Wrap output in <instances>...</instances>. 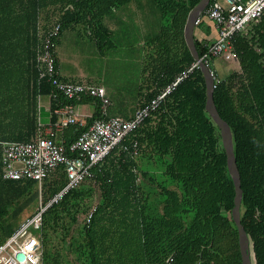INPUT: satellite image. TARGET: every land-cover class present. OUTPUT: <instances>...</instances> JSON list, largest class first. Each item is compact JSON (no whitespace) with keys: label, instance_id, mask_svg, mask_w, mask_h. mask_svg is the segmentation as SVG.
I'll list each match as a JSON object with an SVG mask.
<instances>
[{"label":"trees","instance_id":"1","mask_svg":"<svg viewBox=\"0 0 264 264\" xmlns=\"http://www.w3.org/2000/svg\"><path fill=\"white\" fill-rule=\"evenodd\" d=\"M128 1L0 0V246L21 223L14 219L37 209L35 181L2 180L1 143L29 142L38 133L39 98L52 90L39 78L37 60L46 33L57 23L60 33L81 24L101 47L111 36L104 18ZM199 1L142 0V32L151 53L143 70L146 92L133 114L194 62L183 32ZM204 18L203 13L196 27L204 25ZM210 41L194 35L198 56ZM234 48L238 72L218 79L210 68L213 101L232 134L242 190L240 221L251 261L264 264V21L251 39L238 37ZM205 100L204 78L196 68L93 169L92 179L43 213V264H241L231 216L234 186ZM50 101L53 110L56 103ZM81 103L92 105L91 116L82 127L70 125L56 133V143L67 147L93 121L113 116L108 108L103 116L96 99ZM126 110L123 118L128 119L133 114ZM56 119L52 114V122ZM65 183L61 169L45 179L43 203ZM96 188L101 200L92 207Z\"/></svg>","mask_w":264,"mask_h":264},{"label":"built area","instance_id":"2","mask_svg":"<svg viewBox=\"0 0 264 264\" xmlns=\"http://www.w3.org/2000/svg\"><path fill=\"white\" fill-rule=\"evenodd\" d=\"M204 16L213 23L216 30L215 38L206 45L202 56H199L200 61L210 69V63L215 58L237 61L235 40L238 37L251 39L263 23L264 0H211ZM199 21L200 18L196 24ZM60 29L61 26L57 23L46 33L37 56L40 66L39 78L46 79L52 87L49 98L56 106L51 115H56L57 119L50 124L45 135L40 133L41 126L38 121V133L32 141L1 143V178L4 181L31 180L40 185L61 169L65 174L66 183L47 203L40 199L36 211L26 217L0 246V264H43L41 237H33L28 233V229L34 228L41 232L43 213L69 191L92 179L93 169L99 167L188 74L199 68L198 62L194 61L155 97L139 107L130 118L107 117V108L111 102L103 87L67 82L60 77L54 56L55 40L60 34ZM211 72L214 76V72ZM84 98L98 100L102 115L106 117L93 121L67 147L61 142L56 143L53 140L56 133L62 132L70 125H85L86 117L78 115L76 110V106L81 104ZM124 150L128 149L124 147ZM137 152V143L133 142L131 154L135 155ZM93 212L94 208L87 213V224L90 223ZM171 261L170 258L169 262Z\"/></svg>","mask_w":264,"mask_h":264},{"label":"rangeland","instance_id":"3","mask_svg":"<svg viewBox=\"0 0 264 264\" xmlns=\"http://www.w3.org/2000/svg\"><path fill=\"white\" fill-rule=\"evenodd\" d=\"M103 24L111 31V36L101 47L96 45L88 29L79 24L60 33L55 40L54 52L62 78L69 82L103 87L112 99L113 105L108 107L109 115L124 117V109L134 107L147 87V74L143 70L149 65L151 50L142 32V0H130L117 7L104 18ZM207 39L211 40L212 37L207 36ZM210 68L215 70L218 79L239 71L237 61H226L223 58H215ZM48 99V96L39 98V123L47 119L45 108ZM86 105L76 106L78 115H83L82 111H85L84 115H89L86 110L93 111L92 105ZM43 187L44 182L38 185L37 207ZM100 200V190L96 188L91 206L94 207ZM29 214L25 210L17 220L14 219V223L22 222ZM82 220L83 216H79L78 222ZM28 233L36 238L41 237L40 231L34 228H29Z\"/></svg>","mask_w":264,"mask_h":264},{"label":"water","instance_id":"4","mask_svg":"<svg viewBox=\"0 0 264 264\" xmlns=\"http://www.w3.org/2000/svg\"><path fill=\"white\" fill-rule=\"evenodd\" d=\"M211 0H200L188 13L184 26V40L192 56L193 61L198 62L205 84V111L208 113L219 130L222 148L226 157V166L234 186L233 208L231 211L232 220L238 233V247L241 257V264H252L250 257L249 239L240 221V203L242 190L240 188V175L236 166L233 151L232 134L229 125L220 117L213 101L214 76L211 70L199 59L194 44V30L197 20L204 13Z\"/></svg>","mask_w":264,"mask_h":264},{"label":"crops","instance_id":"5","mask_svg":"<svg viewBox=\"0 0 264 264\" xmlns=\"http://www.w3.org/2000/svg\"><path fill=\"white\" fill-rule=\"evenodd\" d=\"M194 35L198 38V39H200V40H203V39H207V36L208 37H212V39H214L215 38V36H216V30H215V27H214V25H213V23L210 21V20H208L207 18H204V25H202V26H198L195 30H194ZM211 39V40H212ZM56 59H57V67H58V72H59V65H58V58H57V56H56ZM59 75H60V73H59ZM61 77V76H60ZM62 78V77H61ZM64 79V81H67V79L66 78H62V80ZM67 82H69V81H67ZM72 82V81H71ZM72 83H75V82H72ZM106 96L108 97V99L110 100V102H111V104H112V99H111V97L110 96H108L107 94H106ZM143 96H144V93H142V99H143ZM49 98V97H48ZM82 105H86V104H83V103H81ZM87 106V105H86ZM111 106V105H110ZM130 108V109H129ZM126 107V109H128V112H129V114H133L132 113V109H133V107ZM38 111H39V108H38ZM45 111L47 112V119H46V121L45 122H43V123H40V126H41V129H40V133L42 134V135H45V134H47L48 133V128H49V126H50V124L52 123V115H51V111H52V109H51V101H50V99H48V103H47V105H46V108H45ZM93 112V111H92ZM92 112H87V110H86V113H89V115H84L85 114V111H82V114L83 115H81L82 117H89V116H91V114H92ZM132 115H130L129 116V118L131 117ZM119 117V116H118ZM85 118V119H86ZM58 133H60V132H58Z\"/></svg>","mask_w":264,"mask_h":264}]
</instances>
